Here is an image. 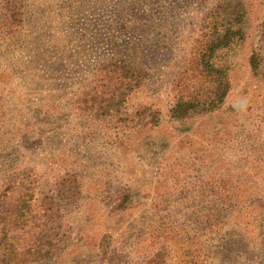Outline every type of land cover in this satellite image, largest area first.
I'll return each mask as SVG.
<instances>
[{
    "label": "rangeland",
    "instance_id": "374dc122",
    "mask_svg": "<svg viewBox=\"0 0 264 264\" xmlns=\"http://www.w3.org/2000/svg\"><path fill=\"white\" fill-rule=\"evenodd\" d=\"M12 1L22 16L0 48V165L15 155L60 206L65 248L47 264H145L159 246L166 264H264L234 221L215 234L197 207L218 186L248 203L264 189V64L258 75L248 65L254 50L264 62V0L230 1L247 14L232 89L217 111L183 121L168 116L172 87L222 0ZM116 59L143 81L94 119L79 100ZM143 106L155 124L138 122Z\"/></svg>",
    "mask_w": 264,
    "mask_h": 264
},
{
    "label": "trees",
    "instance_id": "16d2710c",
    "mask_svg": "<svg viewBox=\"0 0 264 264\" xmlns=\"http://www.w3.org/2000/svg\"><path fill=\"white\" fill-rule=\"evenodd\" d=\"M222 0L209 15L193 41L190 58L172 87V105L168 116L183 121L193 115L211 114L221 108L232 86L228 59L245 39L246 11ZM0 48L6 38L15 35L21 25L22 12L15 1L7 0L0 13ZM9 36V37H8ZM262 57L253 51L248 65L258 75ZM141 70L122 59L110 60L99 67L94 84L81 95L78 108L94 119H106L118 112L140 87ZM1 107V106H0ZM140 124H155L158 114L148 107L134 113ZM12 164L0 165V264H47L65 248V233L60 206L52 195L42 192L32 172L21 170L12 156ZM62 189L60 192L69 191ZM208 203L200 201L198 210L207 215L200 227L219 234L226 220L242 230L241 240L247 251L264 257V189L254 202L227 196L223 187ZM128 192L124 194L126 196ZM128 198L122 197L116 209H123ZM264 234V233H263ZM165 250L155 249L145 264H166Z\"/></svg>",
    "mask_w": 264,
    "mask_h": 264
}]
</instances>
